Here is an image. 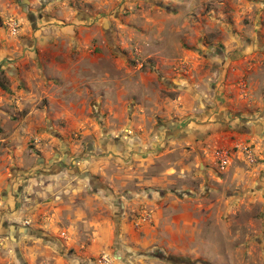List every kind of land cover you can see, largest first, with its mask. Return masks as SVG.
Wrapping results in <instances>:
<instances>
[{
    "label": "rangeland",
    "instance_id": "374dc122",
    "mask_svg": "<svg viewBox=\"0 0 264 264\" xmlns=\"http://www.w3.org/2000/svg\"><path fill=\"white\" fill-rule=\"evenodd\" d=\"M218 1H226V6H246L248 1L262 4L253 5L247 11L240 7L239 14L235 10L233 14L228 12L231 18L226 21L229 22L224 31L218 27L204 32L218 53L228 50L222 39L240 37L245 42L239 48L248 50L247 54L237 58L231 76L227 73L226 84L232 86L233 91L226 107L232 115H240L234 119L251 122L254 128V124L264 123V0H214L210 6ZM146 2L71 0L70 7L74 11L89 6L98 15L100 9L106 8L100 16L107 22L102 27L103 33L109 41L114 36L118 38L120 28L123 43L107 47L106 58L88 61L89 83L76 80L73 84H63L60 92L66 96L75 120L46 121L40 126L35 122L25 132L21 131L19 138L9 141L10 150L0 154V217H3L0 219V264H209L197 257L199 252H195L193 242L183 247L179 245L183 239L177 234L163 235L164 241L155 243L156 248L144 249L140 242L144 234L136 227L141 226L146 207L141 209L142 205L129 203L137 199L138 193L146 194V187L137 185L140 177H156L157 174L152 171L143 174L135 160L118 159L119 150L115 149L113 139L103 132V129L124 130L131 125L134 128L146 126L149 132L158 129L156 118L159 117L148 114L133 119L135 105L131 94L145 92L139 87L143 75L171 67L167 64L168 58L163 63L161 56L163 50L166 54H177L178 26H174L175 34L165 46H161V41L151 46L148 32L156 35L160 27L152 30L147 24L152 18H162L153 14L157 9L146 6ZM32 3L33 0H0V28H6L8 21H17L23 16L30 22V15L36 13ZM160 7L165 16L173 11V6ZM172 18L175 22L182 19ZM120 21L125 27H118ZM217 39L221 42L215 43ZM14 40L21 45V38ZM120 54L127 58L125 62L119 58ZM204 62L206 71L211 64ZM214 65V69L220 66L219 63ZM161 78L165 76L161 75L154 82L158 89L165 83ZM161 95L164 99L174 97L175 93L163 89ZM48 103L43 99L38 106L44 108ZM56 108L64 109L59 104ZM102 110L104 117L98 115ZM135 122L138 125L135 126ZM253 141L249 146L254 150L256 162L248 163L237 154L231 168L250 171L257 168L256 174L247 173L246 178L254 181L253 186H258V181L261 183L258 192L264 197V135L253 137ZM64 161L63 166L58 165ZM166 166V163L160 165ZM174 172L171 181L178 180ZM175 186L169 188L173 191L171 197L178 201L181 196ZM253 188L248 193L250 197L255 192ZM250 200L240 203L233 217L227 218L226 221L231 222L228 228L217 223L219 241L244 247L229 253L230 264H264V201L260 197L253 202ZM22 239L25 244L19 241ZM160 253L164 258L159 257Z\"/></svg>",
    "mask_w": 264,
    "mask_h": 264
},
{
    "label": "crops",
    "instance_id": "0c3cea01",
    "mask_svg": "<svg viewBox=\"0 0 264 264\" xmlns=\"http://www.w3.org/2000/svg\"><path fill=\"white\" fill-rule=\"evenodd\" d=\"M146 1V6L157 9L152 13L162 18H152L147 24L152 30L160 27L156 35L148 32L151 46L158 41L165 46L175 34L174 26H178L177 54H166L163 50L161 56L163 63L168 58L167 64L171 67L143 75L139 87L145 92L139 90L137 94H131V102L135 105L133 119L148 114L159 117L156 118L158 129L149 132L146 126L134 128L131 125L124 130L103 129V132L113 139L115 149L119 150L118 159L135 160L143 174L150 171L157 174L156 177H140L137 185L146 187V194L138 193L135 202L129 203L140 204L141 209L146 207L140 221L143 222L136 227L144 234L140 241L144 249L156 248L155 243L164 241L163 235L177 234L183 239L179 242L182 247L194 243L198 258L209 264H230L231 252L241 251L244 247L219 241L217 223L228 228L231 222L226 220L233 217L240 203L250 199L253 202L259 197L264 201V197L258 192L261 183L258 181L259 185L253 186L254 181L246 178L247 173L256 174L257 168L250 171L229 167L221 171L213 163L212 154L217 147L231 150L245 143L253 145V137L264 135V123L254 124L252 128L251 122H238L234 116L240 115L227 112V101L231 100L229 96L233 91V87L226 84L227 73L231 76L237 58L247 54L248 50L239 48L245 42L240 37L222 39L228 50L218 53L204 32L218 27L224 31L234 10L239 14L240 7L247 11L253 5L262 4L248 1L246 6H226V1H218L210 6L214 0ZM70 4L71 0H33L31 6L36 13L30 15V22L23 16L17 19L18 22L8 21L6 28H0V154L10 150L9 141L19 138L21 131L25 132L35 122L40 126L46 121L75 120L76 115L60 90L76 80L89 83L88 61L106 58L107 47L113 48L112 43L118 45L123 40L120 28L118 38L114 36L109 41L103 33L102 27L107 22L100 16L106 8L96 15L89 6L74 11ZM160 6H173V11L165 16ZM174 16L182 19L175 22ZM120 23L118 27H125ZM17 37L22 39L21 45L15 42ZM218 42L221 40L215 41ZM119 58L123 62L127 60L122 54ZM200 59L211 64V68L204 71L207 64ZM218 63L220 66L214 69L212 64ZM161 75L165 76L161 78L165 83L158 89L154 82ZM163 89L175 93L174 97L163 99ZM43 99L49 103L39 108ZM58 104L64 109H57ZM104 114L102 110L98 115L104 117ZM114 116L118 117V113ZM165 163V168L160 167ZM173 172L178 175L177 181H171ZM174 184L181 196L178 201L171 197L173 191L169 187ZM251 187L255 191L252 197L248 194ZM19 241L25 244V239Z\"/></svg>",
    "mask_w": 264,
    "mask_h": 264
},
{
    "label": "built area",
    "instance_id": "2783aa9c",
    "mask_svg": "<svg viewBox=\"0 0 264 264\" xmlns=\"http://www.w3.org/2000/svg\"><path fill=\"white\" fill-rule=\"evenodd\" d=\"M13 29L15 31L16 28ZM237 154H241L242 157L245 158L244 160L249 163L256 162L255 153L252 147L249 145H243L237 146L231 150L222 147L215 148L212 154L213 163L219 170L225 171L231 167Z\"/></svg>",
    "mask_w": 264,
    "mask_h": 264
},
{
    "label": "flooded vegetation",
    "instance_id": "af4514ba",
    "mask_svg": "<svg viewBox=\"0 0 264 264\" xmlns=\"http://www.w3.org/2000/svg\"><path fill=\"white\" fill-rule=\"evenodd\" d=\"M64 163H65V161L64 162H60L58 165L59 166H63Z\"/></svg>",
    "mask_w": 264,
    "mask_h": 264
},
{
    "label": "water",
    "instance_id": "95a60500",
    "mask_svg": "<svg viewBox=\"0 0 264 264\" xmlns=\"http://www.w3.org/2000/svg\"><path fill=\"white\" fill-rule=\"evenodd\" d=\"M159 257H160V258H164V256H163L161 253L159 254Z\"/></svg>",
    "mask_w": 264,
    "mask_h": 264
}]
</instances>
